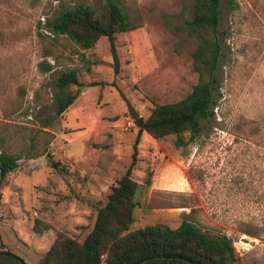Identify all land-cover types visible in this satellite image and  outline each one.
<instances>
[{"label":"rangeland","instance_id":"obj_1","mask_svg":"<svg viewBox=\"0 0 264 264\" xmlns=\"http://www.w3.org/2000/svg\"><path fill=\"white\" fill-rule=\"evenodd\" d=\"M103 1L0 0V151L17 158L0 186V252L25 264L59 235L82 242L129 166L137 128L124 130L132 119L119 92L145 119L197 81L198 40L186 26L194 0H111L133 26L114 37L116 75L106 38L83 50L50 32L62 10ZM218 2L211 116L192 140L179 135L182 146L140 134L128 231L190 221L227 236L238 264H264V0ZM68 70L76 100L55 116L53 83Z\"/></svg>","mask_w":264,"mask_h":264},{"label":"trees","instance_id":"obj_2","mask_svg":"<svg viewBox=\"0 0 264 264\" xmlns=\"http://www.w3.org/2000/svg\"><path fill=\"white\" fill-rule=\"evenodd\" d=\"M218 7V0H194L192 18L186 24L198 40L191 55L197 81L189 94L171 104L155 105L145 119L132 120L137 131L130 164L96 209L90 231L80 243L59 235L37 264H100L103 256L104 264H238L227 236L204 230L190 221L181 222L175 229L146 226L128 231L136 205L134 196L138 185L131 173L136 164L140 134L144 132L154 140L175 135V144L182 146L185 143L179 135L187 133L188 140H192L199 133L201 122L211 116L212 92L217 85L214 72L220 57L216 41ZM47 25L53 35L65 36L83 50L92 48L100 38H106L114 75L118 72L114 37L133 29L127 16L111 0H104L94 9L77 6L62 10ZM38 68L41 72L52 70L45 61L39 63ZM77 85L74 70L61 72L56 77L53 83L55 116L74 102L73 87ZM57 166L51 163L52 168ZM16 168L17 158L0 151V186L5 176ZM143 185H150L149 174ZM0 264L21 263L2 255Z\"/></svg>","mask_w":264,"mask_h":264},{"label":"water","instance_id":"obj_3","mask_svg":"<svg viewBox=\"0 0 264 264\" xmlns=\"http://www.w3.org/2000/svg\"><path fill=\"white\" fill-rule=\"evenodd\" d=\"M120 93V92H119ZM121 97H122V101L126 107L128 116L132 119L135 120L137 118H139L138 113H136V111L133 109V107L130 105V103L123 97V95L120 93ZM2 255H7L10 257H13L14 259H16L19 263L24 264L23 261L15 256H13L12 254L8 253V252H0V256ZM139 262H136L134 264H138Z\"/></svg>","mask_w":264,"mask_h":264},{"label":"built area","instance_id":"obj_4","mask_svg":"<svg viewBox=\"0 0 264 264\" xmlns=\"http://www.w3.org/2000/svg\"><path fill=\"white\" fill-rule=\"evenodd\" d=\"M131 125H132V121L131 120H128V121L124 122L123 123L124 130H127Z\"/></svg>","mask_w":264,"mask_h":264},{"label":"crops","instance_id":"obj_5","mask_svg":"<svg viewBox=\"0 0 264 264\" xmlns=\"http://www.w3.org/2000/svg\"><path fill=\"white\" fill-rule=\"evenodd\" d=\"M120 93H121V91H120ZM124 98H125V97H124ZM125 99H126V98H125ZM75 100H76V99H75ZM126 100H127V99H126ZM127 101H128V100H127ZM74 102H75V101H74ZM74 102H73V103H74ZM128 102H129V101H128ZM136 113H137V112H136Z\"/></svg>","mask_w":264,"mask_h":264}]
</instances>
